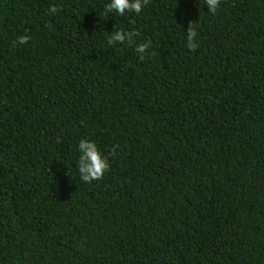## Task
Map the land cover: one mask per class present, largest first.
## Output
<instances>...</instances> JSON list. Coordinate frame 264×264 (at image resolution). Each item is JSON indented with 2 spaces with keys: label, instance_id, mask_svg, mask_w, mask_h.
I'll list each match as a JSON object with an SVG mask.
<instances>
[{
  "label": "trees",
  "instance_id": "obj_1",
  "mask_svg": "<svg viewBox=\"0 0 264 264\" xmlns=\"http://www.w3.org/2000/svg\"><path fill=\"white\" fill-rule=\"evenodd\" d=\"M109 3L0 0V264H264V0Z\"/></svg>",
  "mask_w": 264,
  "mask_h": 264
},
{
  "label": "clouds",
  "instance_id": "obj_2",
  "mask_svg": "<svg viewBox=\"0 0 264 264\" xmlns=\"http://www.w3.org/2000/svg\"><path fill=\"white\" fill-rule=\"evenodd\" d=\"M148 2L149 0H111V3L107 5L106 10L107 12H116L120 16H123L126 11L139 14L143 10L144 5ZM205 2L209 10L213 13L217 11V8L220 5V0H205ZM56 11L57 8L55 6L50 9L51 13H55ZM138 34L139 33L137 32L125 33L123 31H116L111 37H109L108 43L109 45L115 44L116 42L124 43L126 41V36L127 41L131 42ZM196 35L197 33L190 23L187 39L189 41L188 46L193 50L197 47L194 42ZM28 39L29 37L27 36H21L18 38V42L24 44L27 43ZM147 47V44H139L136 51L138 53H144ZM141 59H143V55L141 56ZM79 151L81 155L77 166L81 179L88 183L102 179L105 172L109 170L110 164L108 159L101 154L97 145L94 142L82 139L79 142Z\"/></svg>",
  "mask_w": 264,
  "mask_h": 264
}]
</instances>
